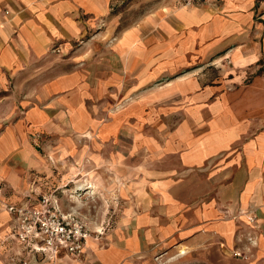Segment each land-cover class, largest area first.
<instances>
[{
    "label": "crops",
    "instance_id": "1",
    "mask_svg": "<svg viewBox=\"0 0 264 264\" xmlns=\"http://www.w3.org/2000/svg\"><path fill=\"white\" fill-rule=\"evenodd\" d=\"M111 2L0 0V264H80L19 243L5 206L33 204L59 182L30 142L32 129L46 130L62 116L42 102L78 99L84 83L87 96L90 84L98 95L106 86L124 91L128 74L135 98L165 102L166 117L179 119L149 134L129 131L130 151L122 142L113 151L116 127L88 125L102 139L74 151L73 159L88 175L99 165L118 170L112 180L122 181V205L115 226L88 240L81 264H264V0L158 3L115 43H102L115 61H95L85 77L79 62H63L62 53L79 37L112 36L95 31ZM214 63L230 75L209 78L205 69ZM241 69L255 75L242 80ZM166 76L162 86L143 89ZM57 84L63 88L51 92ZM91 117L75 103L71 127L83 129L95 122Z\"/></svg>",
    "mask_w": 264,
    "mask_h": 264
},
{
    "label": "rangeland",
    "instance_id": "2",
    "mask_svg": "<svg viewBox=\"0 0 264 264\" xmlns=\"http://www.w3.org/2000/svg\"><path fill=\"white\" fill-rule=\"evenodd\" d=\"M165 1L166 0H112L111 5H109L111 14L106 20L99 21L95 29L96 34L99 32L112 31V36H108V33L104 37H97L98 39H95V41H92L93 36L90 35L77 38L75 42H71L68 50L62 53L63 62L73 57V63L76 61L79 62V70L86 77L90 73L92 66H94L95 61L97 63L106 59L115 61V57L108 52L110 47L103 50L101 48V46H103L102 43L104 41H106L107 45L112 44V42L115 43L121 31L135 25L140 20H147V18L150 17L152 9L158 3L161 4ZM185 1L187 2V0H179L183 7L198 5L219 7V0H195L191 2L190 5H186ZM113 15H115L114 18H111ZM109 18L111 20H109ZM68 66L70 67L71 65ZM66 71H69V68L66 69ZM98 71L102 70L94 69V72ZM205 71L208 73L209 78L216 76V74H220L219 76L221 77L219 79L221 80L230 75L228 68H223L222 70L220 63L208 65ZM238 71L239 72L235 74L246 81L250 80V78L255 75L254 70L251 69H241ZM180 72V74L171 73L168 77L172 75L177 77L178 75H182L184 71L180 70ZM99 76L101 77V75ZM133 76L134 75H127L125 81L126 88L124 91H120V89L111 90L119 86H106L110 89L106 92L102 91L98 95L96 92L94 93V91H98V85L90 84L88 86L89 92L90 94L92 92L93 95L87 96L85 92L86 85L84 83V90L79 94L78 99H60L61 95L55 98L51 103L46 102L44 104V102H42L43 105H46L43 106V108L51 111V113L57 111V113L59 112V116H62L54 119L51 118L54 122H52V124L49 122L50 126L48 125V129H32L29 133L31 145L35 147L38 153L42 154L46 163H48L47 174L51 176L58 175L59 182H54L53 187L48 185L46 192L43 194L55 191L60 213L65 215L70 214L82 220L95 241L100 240L104 233L111 230L115 226L114 223L120 219L119 205H122V197L118 195V191L122 188V181L112 180V175H118V170H114L112 167L106 166L105 168L99 165L96 166V170L93 174L88 175L85 165L82 168L81 165L78 166V161L80 163L79 159L76 162L74 161V151L86 150L88 142H98L102 139V134L100 133L99 135V131L95 135L90 133L91 128H89L90 130L88 131V125H94L95 129H100V131L104 126L116 127L115 132L112 134V142L114 143L113 147H115L113 151H117L115 149H117V144L119 142H122V146L126 147V150H129L130 145L134 144L132 135L135 129L139 131L142 130L144 133L148 132L149 134V130L152 126L162 125L167 119L171 120L170 124H175L179 119L177 117H166L164 114L165 110H163L166 108V106L163 105L165 102H156L146 99L148 95H143L142 99L135 98L131 86ZM168 77H159L155 82L153 80L154 83L152 82L149 85H144L143 89H147V87H151V85L160 87L162 86L163 79ZM58 85L59 84L54 85L51 88V92L55 93L56 90L63 88V86ZM83 93L84 95H82ZM75 103H79L83 111H87L93 115L91 118L95 122L83 125L84 128L82 129V127H80V130L71 127L69 114L74 110ZM33 104L37 105L36 102ZM129 131L132 132V135L128 133ZM143 152H145V150H143ZM96 153L100 152L97 151ZM83 161L85 162V160ZM110 176L111 178H109ZM89 177H93V182H89ZM114 186H117V188L115 189ZM169 253L172 254V252ZM234 257L236 256L234 255ZM236 258L243 259L241 256ZM75 259H77L78 263H83L86 260V250L84 256Z\"/></svg>",
    "mask_w": 264,
    "mask_h": 264
},
{
    "label": "built area",
    "instance_id": "3",
    "mask_svg": "<svg viewBox=\"0 0 264 264\" xmlns=\"http://www.w3.org/2000/svg\"><path fill=\"white\" fill-rule=\"evenodd\" d=\"M195 0H187L190 5ZM5 210L13 216L12 236L21 244L32 247L35 253L50 259L84 256L92 236L86 224L75 216L59 211L55 191L41 194L32 204H8ZM236 257L241 254L234 253Z\"/></svg>",
    "mask_w": 264,
    "mask_h": 264
},
{
    "label": "bare ground",
    "instance_id": "4",
    "mask_svg": "<svg viewBox=\"0 0 264 264\" xmlns=\"http://www.w3.org/2000/svg\"><path fill=\"white\" fill-rule=\"evenodd\" d=\"M182 253V252H181Z\"/></svg>",
    "mask_w": 264,
    "mask_h": 264
}]
</instances>
